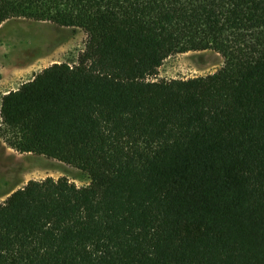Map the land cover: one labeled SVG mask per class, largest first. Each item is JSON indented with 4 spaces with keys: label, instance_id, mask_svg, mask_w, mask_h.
I'll return each instance as SVG.
<instances>
[{
    "label": "trees",
    "instance_id": "obj_1",
    "mask_svg": "<svg viewBox=\"0 0 264 264\" xmlns=\"http://www.w3.org/2000/svg\"><path fill=\"white\" fill-rule=\"evenodd\" d=\"M82 30L2 98L0 138L84 171L0 203V264H264V0H0ZM211 51L204 76L154 79Z\"/></svg>",
    "mask_w": 264,
    "mask_h": 264
},
{
    "label": "rangeland",
    "instance_id": "obj_2",
    "mask_svg": "<svg viewBox=\"0 0 264 264\" xmlns=\"http://www.w3.org/2000/svg\"><path fill=\"white\" fill-rule=\"evenodd\" d=\"M86 34L49 22L12 18L0 25V109L2 98L54 63H76L85 49ZM223 57L215 52H188L166 59L154 79H188L219 69ZM1 124V116H0ZM66 177L78 186L88 175L74 166L34 154H21L0 138V203L31 180Z\"/></svg>",
    "mask_w": 264,
    "mask_h": 264
}]
</instances>
